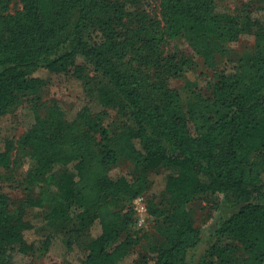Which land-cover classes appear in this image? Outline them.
<instances>
[{
	"label": "trees",
	"instance_id": "trees-1",
	"mask_svg": "<svg viewBox=\"0 0 264 264\" xmlns=\"http://www.w3.org/2000/svg\"><path fill=\"white\" fill-rule=\"evenodd\" d=\"M21 1L12 12L11 0H0V264H11L14 249L33 251L39 236L47 248L67 235L88 239L83 264H124L138 245V264H188L203 237L198 200L229 213L194 264H264V0H249L240 14L219 0H161L165 24L147 0ZM246 33L253 45L232 71L215 73L207 92L186 78L195 57L164 49L166 36L183 37L215 68ZM40 69L103 79L100 103L128 121L111 130L107 111L85 105L70 117L46 103L19 141L34 166L15 197L7 186L16 181L17 145L2 137L1 122L40 99ZM122 159L129 174H112ZM162 166L171 172L154 192L151 172ZM141 195L152 232L130 229ZM97 220L101 233L90 238Z\"/></svg>",
	"mask_w": 264,
	"mask_h": 264
},
{
	"label": "rangeland",
	"instance_id": "rangeland-1",
	"mask_svg": "<svg viewBox=\"0 0 264 264\" xmlns=\"http://www.w3.org/2000/svg\"><path fill=\"white\" fill-rule=\"evenodd\" d=\"M247 2L249 0H219V5L230 12L240 14ZM21 6V0H11L10 11L14 12ZM147 6L165 24L161 0H147ZM255 15L259 18L262 16L258 11ZM253 43L254 36L248 33L244 34L239 40L231 44V52L227 56L219 58L215 68L206 66L195 48L183 37L166 36L164 49L167 52H184L194 56L197 63L191 70L187 71L186 78L196 82L203 92H207L208 82L214 77L215 73L217 71H232L235 65L238 64L241 54ZM35 75L47 80V83L41 89L40 99L24 102L13 113L4 116L1 122L2 137L4 139H13L17 145L12 154L16 181L9 182L7 186V190L15 197L22 195L19 180L34 166L30 153L26 149L20 148L19 141L35 122L36 116L45 114L46 103L55 101L61 104L70 117L85 105L93 113L107 111L109 115L108 119L111 122V130H120L128 121V116L118 113L115 109L106 108L100 103L97 97V88L104 82L101 78H94L88 81L78 78L71 72L52 73L46 69L36 71ZM171 84L181 88L185 85V80L183 78H174ZM67 169L74 174L76 173L72 164L68 165ZM131 169V162L122 159L120 160V165L112 170V174H129ZM170 172L171 170L165 166L151 172V178L154 180V192L160 191L159 189L164 177ZM262 178L264 179V172L262 173ZM132 209L134 212V222L131 225V231L141 233L152 232L153 217L149 213L148 196L141 195L134 199ZM192 209L196 224L201 228L203 237L201 243L191 251L188 264H194L205 252L206 248L212 243V236L220 219L229 213L228 209H225L224 206L216 208L213 202L206 203L202 200L194 202ZM41 210L42 208H38L36 212L40 213ZM101 229V223L97 220L89 233V237L98 236L101 233ZM35 238L36 236L33 232L28 233L30 241ZM42 239V236L38 237L35 249L31 252L23 254L14 249L11 264H83L82 259L86 252L87 238L78 240L68 235L56 237L47 248L43 247L44 243ZM143 252L144 250L140 245L136 246L125 258L124 264H138Z\"/></svg>",
	"mask_w": 264,
	"mask_h": 264
},
{
	"label": "built area",
	"instance_id": "built-area-1",
	"mask_svg": "<svg viewBox=\"0 0 264 264\" xmlns=\"http://www.w3.org/2000/svg\"><path fill=\"white\" fill-rule=\"evenodd\" d=\"M140 197V196H139Z\"/></svg>",
	"mask_w": 264,
	"mask_h": 264
}]
</instances>
